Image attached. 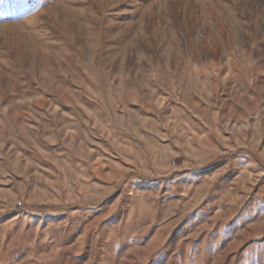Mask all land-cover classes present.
<instances>
[{"label":"rangeland","instance_id":"rangeland-1","mask_svg":"<svg viewBox=\"0 0 264 264\" xmlns=\"http://www.w3.org/2000/svg\"><path fill=\"white\" fill-rule=\"evenodd\" d=\"M0 264H264V0H0Z\"/></svg>","mask_w":264,"mask_h":264}]
</instances>
